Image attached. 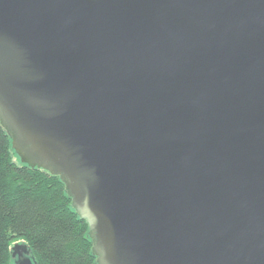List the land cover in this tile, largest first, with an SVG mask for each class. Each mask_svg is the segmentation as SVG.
I'll return each mask as SVG.
<instances>
[{"label":"water","instance_id":"95a60500","mask_svg":"<svg viewBox=\"0 0 264 264\" xmlns=\"http://www.w3.org/2000/svg\"><path fill=\"white\" fill-rule=\"evenodd\" d=\"M0 127L95 264H264V0H0Z\"/></svg>","mask_w":264,"mask_h":264},{"label":"trees","instance_id":"16d2710c","mask_svg":"<svg viewBox=\"0 0 264 264\" xmlns=\"http://www.w3.org/2000/svg\"><path fill=\"white\" fill-rule=\"evenodd\" d=\"M58 177L19 163L0 127V264L26 242L37 264H95L87 225L72 210Z\"/></svg>","mask_w":264,"mask_h":264}]
</instances>
